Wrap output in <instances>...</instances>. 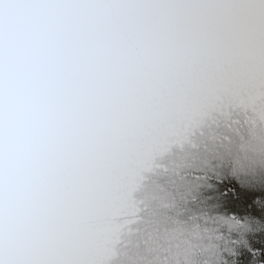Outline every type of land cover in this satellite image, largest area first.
Wrapping results in <instances>:
<instances>
[{"label":"snow or ice","instance_id":"6c2138e0","mask_svg":"<svg viewBox=\"0 0 264 264\" xmlns=\"http://www.w3.org/2000/svg\"><path fill=\"white\" fill-rule=\"evenodd\" d=\"M0 264H264V0H0Z\"/></svg>","mask_w":264,"mask_h":264}]
</instances>
